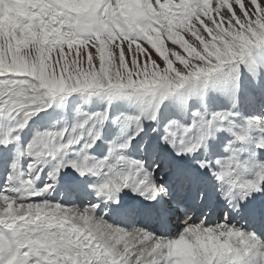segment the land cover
Listing matches in <instances>:
<instances>
[{
  "label": "snow or ice",
  "instance_id": "obj_1",
  "mask_svg": "<svg viewBox=\"0 0 264 264\" xmlns=\"http://www.w3.org/2000/svg\"><path fill=\"white\" fill-rule=\"evenodd\" d=\"M0 264H264V0H0Z\"/></svg>",
  "mask_w": 264,
  "mask_h": 264
},
{
  "label": "rangeland",
  "instance_id": "obj_2",
  "mask_svg": "<svg viewBox=\"0 0 264 264\" xmlns=\"http://www.w3.org/2000/svg\"><path fill=\"white\" fill-rule=\"evenodd\" d=\"M185 38L187 39L188 37H185ZM165 46H166V48H172V47H174V46L171 45V42L170 41L166 42ZM154 58H155V54H154Z\"/></svg>",
  "mask_w": 264,
  "mask_h": 264
}]
</instances>
